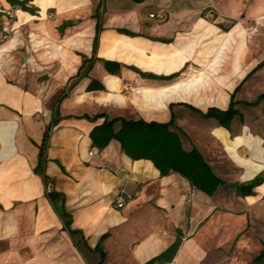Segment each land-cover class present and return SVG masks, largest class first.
<instances>
[{"label": "crops", "instance_id": "obj_1", "mask_svg": "<svg viewBox=\"0 0 264 264\" xmlns=\"http://www.w3.org/2000/svg\"><path fill=\"white\" fill-rule=\"evenodd\" d=\"M25 1L0 0V264H149L179 239L165 264H264V183L234 188L264 176V66L247 56L260 34L264 54V0ZM234 94L229 128L203 116ZM102 113L172 122L224 184L209 196L116 140L99 148Z\"/></svg>", "mask_w": 264, "mask_h": 264}, {"label": "trees", "instance_id": "obj_2", "mask_svg": "<svg viewBox=\"0 0 264 264\" xmlns=\"http://www.w3.org/2000/svg\"><path fill=\"white\" fill-rule=\"evenodd\" d=\"M14 5H18L23 9L30 10L27 7V1L21 2L19 0H9ZM136 3H143L145 0H132ZM100 26L98 25L97 30ZM96 46V43H95ZM107 70L111 74H117L120 70V65L114 63H105ZM258 66L256 69H259ZM255 69V70H256ZM254 73V72H252ZM146 76L145 74H141ZM176 77L171 76V79ZM93 88L92 86L89 87ZM238 91V89H237ZM235 92V94L237 93ZM235 94L232 96L231 106L228 110H219L211 108L207 113L203 114L205 118L215 119L219 124L225 128H229L232 120L239 115V110L236 109V102L234 101ZM66 94L60 100L66 98ZM264 101V94H262L257 103ZM251 105V104H250ZM60 109V108H59ZM57 109V114L58 110ZM91 118L90 116H87ZM105 118L102 125L97 126L91 133L92 140L96 146L104 149L112 140L120 143L122 150L132 159H149L161 170L163 175L170 172H176L185 177L193 187L205 192L207 195L212 196L217 189L224 184L212 171L209 164L204 159L203 155L193 148L191 151H186L181 142L182 133L173 123H158L147 122L145 120H127L124 118L109 119L104 113L97 114L94 118ZM117 124L120 128L116 130ZM175 129V130H172ZM45 178V184L48 188V197L53 203L55 209L58 211L61 219L63 220L65 229L75 237L77 232L71 230L72 217L65 209V197L53 189H49L50 181ZM264 183V176H259L255 180L236 184V194L238 197L253 196L256 187ZM181 240L167 250L160 257L156 258L149 264L159 263L165 264L171 262L177 254ZM264 258V251L258 260Z\"/></svg>", "mask_w": 264, "mask_h": 264}, {"label": "rangeland", "instance_id": "obj_3", "mask_svg": "<svg viewBox=\"0 0 264 264\" xmlns=\"http://www.w3.org/2000/svg\"><path fill=\"white\" fill-rule=\"evenodd\" d=\"M3 12H5V10L0 8V13H3ZM255 31L256 30H253L252 32H255ZM250 39L251 38H249L247 41H250ZM247 56H248V60H253V61L257 60V64L255 66H264L263 34L255 36V39L253 40V44L248 49Z\"/></svg>", "mask_w": 264, "mask_h": 264}, {"label": "built area", "instance_id": "obj_4", "mask_svg": "<svg viewBox=\"0 0 264 264\" xmlns=\"http://www.w3.org/2000/svg\"><path fill=\"white\" fill-rule=\"evenodd\" d=\"M22 1V0H21ZM151 17H155L154 14L151 15ZM98 151L96 149H92L90 151V155L93 156V155H97ZM132 198L128 197L124 192L120 193L117 198H116V205H117V208L119 209H123L129 200H131Z\"/></svg>", "mask_w": 264, "mask_h": 264}]
</instances>
